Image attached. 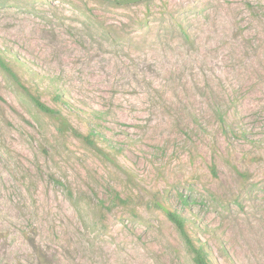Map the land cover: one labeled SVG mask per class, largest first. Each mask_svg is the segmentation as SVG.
Masks as SVG:
<instances>
[{
    "label": "rangeland",
    "instance_id": "rangeland-1",
    "mask_svg": "<svg viewBox=\"0 0 264 264\" xmlns=\"http://www.w3.org/2000/svg\"><path fill=\"white\" fill-rule=\"evenodd\" d=\"M0 54V264H193L160 207L264 264V0H0Z\"/></svg>",
    "mask_w": 264,
    "mask_h": 264
},
{
    "label": "trees",
    "instance_id": "trees-1",
    "mask_svg": "<svg viewBox=\"0 0 264 264\" xmlns=\"http://www.w3.org/2000/svg\"><path fill=\"white\" fill-rule=\"evenodd\" d=\"M105 1H112L118 5H126V4H137L142 2H149L151 0H105ZM0 69L5 72L10 78H12L15 83L18 84V79L16 74L14 73L13 69L10 65L6 62L3 56L0 54ZM30 99L35 104V106L42 112L52 115L55 112L45 105H43L37 98L31 97ZM59 99V97H56ZM92 135L89 133L87 136L84 137V141L89 144L93 145V141L91 140ZM184 204H186V200H183ZM167 218V220L172 223L175 227L176 231L178 232L179 236L183 240L188 253L191 255V261L193 264H211L208 254L205 252L204 248L198 246L188 234L186 227H185V220L182 216L177 214L175 211L170 209L160 207Z\"/></svg>",
    "mask_w": 264,
    "mask_h": 264
}]
</instances>
